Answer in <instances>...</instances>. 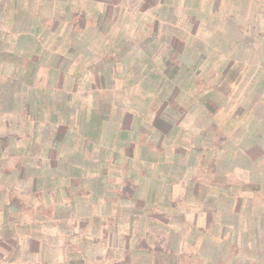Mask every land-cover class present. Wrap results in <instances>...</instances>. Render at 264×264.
<instances>
[{
	"label": "rangeland",
	"instance_id": "374dc122",
	"mask_svg": "<svg viewBox=\"0 0 264 264\" xmlns=\"http://www.w3.org/2000/svg\"><path fill=\"white\" fill-rule=\"evenodd\" d=\"M49 1L50 0H47L46 3H43L44 0H38L40 7L36 10L35 5L32 6L33 13L37 15V12L39 13L42 11V17L48 19L50 13L58 11L61 13L60 16L63 17L64 10L66 11L65 8L70 3L71 14L73 12L79 14L77 20H73V22L68 21L56 25L51 20L47 21L48 29L52 30L50 33L51 41L49 36H47L42 39L41 45L47 48V51L51 53L54 52V50L65 52L71 44L69 34H66V31H68L66 26H68L69 23H76L79 28L78 25L83 22L81 17L86 15L88 26L95 27L99 16L106 12L108 2L116 4L114 6V13L117 8L122 9L121 6L123 7V5L128 7L132 12H138L143 5L142 0H120V2H116V0H71L70 2L68 0H59L58 5L55 4L53 0V8L49 6ZM172 1L176 8L175 15L181 17L180 20L183 19V22H179L172 26L171 29H173V32L170 30V33L172 32L174 37L180 38L179 40L181 43L186 42L187 46V52L185 54L177 55L175 52L172 57L174 66H177L175 72L181 78L178 85L187 92L219 91L221 98L225 101V105L223 106H232L233 112L239 115L237 117V128L240 129L237 131V135L235 137L234 135L227 136V139H231L232 142L229 141V144H222L225 146L224 151H222L215 145V140L217 139V141H219L218 139L220 136L213 130V122L218 121L220 126H225L226 123L229 124L231 120L229 113L222 110L220 112L221 115L213 120L204 118V111L200 109L194 110L185 117H183V113L181 114L179 112L176 116L171 118L174 130L167 136L157 135L155 132L153 133L150 125L147 124L146 121L141 123L144 129L142 132L145 133L143 136L139 135L138 141L142 142L145 140V143L152 146L151 149L157 156L151 157L149 160L150 162H147V156L143 154L142 149L136 147V149L134 148L131 151L133 154L129 153V151L125 152L128 158H119L118 162L114 165H110L115 162L113 159H115L114 154L117 151L115 147H112V151L109 152L107 156L101 152V150L99 151L97 149V154L98 152L102 153H100V158H97L98 156L95 150L96 164H99V167L94 168L96 166L92 165L83 168V170L89 173L86 176L92 177L94 176L92 172H97V174L101 172L104 177L109 176L114 179L118 177L116 180L121 181L124 178L122 177V175L124 176L121 170L122 168H154L153 170L155 172L151 171L149 174L143 172L140 175L136 171L141 182H146L144 195L146 196L149 194L151 188L150 183L152 182L150 178L157 176L156 179L161 180V185H164L163 189H167L169 192L171 201L173 200L174 202L175 199L177 201L174 211L176 216L186 215V218L189 220L186 221L188 227L199 232L193 235L190 233L189 238L194 244L198 245L200 251L204 252L203 259L208 261V264H217L218 261H216V259L220 256L216 257V254L218 253L219 255L220 252H223L220 264H230L242 254L241 252L245 251L246 253L243 255L245 256V261H248V256L253 258L258 251L261 250L259 247L260 244L255 242L256 235L252 233L254 221L253 219H249V215L252 217V212H254L255 215H260L259 213L264 210V180L263 182L261 181L262 191L259 190V192L256 193L250 192L247 189L248 185L252 188L253 172L260 168L263 170L264 160L253 163V161L250 162V160H252V155H245L248 153L245 147L246 142H249V137L252 135V105L260 107L263 112L262 114H264V103L262 100L260 101L264 93L259 97L258 101L256 99V97L259 96L258 93L264 92V51L262 49L264 45V29L262 32L254 29L256 25H259L261 28L264 26V0ZM29 2V0L23 1L22 7L30 9ZM35 3L36 0H33L32 4ZM121 11L122 10L119 11V14H121ZM142 17L143 23L146 19L150 20V22H148V31L153 30L152 26L158 23L157 14L154 10H146ZM107 24H110L109 33L113 36H117L122 30L128 32L126 35L130 34L132 37H134V33H138L137 24H126L124 20L118 23L114 21V15H111ZM161 24L162 26L165 25L163 23ZM78 31L80 30L78 29ZM162 31H164L163 28L161 29V32ZM259 33L261 35V40L256 37ZM77 34V41L80 40L78 44L84 43L82 34ZM93 34L91 38H97V35H95V33ZM158 39L160 41L161 37L159 36ZM26 45L28 49L33 48L30 43ZM91 45L89 50L93 51L98 47L99 43L92 41ZM162 47L163 45L156 47V44L149 47V50L153 52L151 57L152 60H154L152 69L159 75H162L163 72L166 71V67L160 59L161 52H163L161 49ZM15 48L17 50L15 45H11L10 50L14 51ZM190 50H192L193 53H191ZM31 52L33 51H30V53ZM140 56L148 60L147 55L142 54ZM138 66L143 72L140 75L142 84L139 83L140 86L138 84L135 89L139 91L163 89L171 92L170 84L161 85V81L157 83L156 80L152 78L148 79L144 76V73H147L146 71H148L150 67L147 62H143V64L141 63ZM8 70L11 75L14 73L13 68ZM73 71H76V69L73 68ZM151 71L149 73H151ZM43 74L45 73L43 72ZM45 76L48 77V74ZM144 80L149 81L143 84ZM74 86V83H70V81L64 84V87L69 89L74 88ZM122 86L120 82L114 85L116 88ZM83 87H85V83ZM254 97L255 99L253 100ZM184 101L187 106L188 103L191 102V98L187 96ZM151 107L152 105L149 106L148 110ZM243 108H245L247 112L244 111ZM243 111L245 114H242ZM7 117L8 116L0 113V137L5 133H12L13 137L11 140L9 138V141L7 140L6 143L1 142L0 144V151L2 150L0 154V208H3L6 204H11L12 212L8 217L10 221L4 214L0 215V264H42L43 258H41V248L38 249V246L33 245V249L30 251L29 247H27V236L35 238L36 243L40 241L45 244L48 243L50 245V250L53 249L52 246L56 247L59 242L63 248L66 249H64L66 251L65 255L59 258L63 260V262L61 260L59 261L62 262L61 264L75 261L89 262L90 260L100 258V256H98V251L95 249L96 246L89 245H92V242L105 245L106 240L103 235H90L89 237H91L93 241L88 243L89 247L87 246L84 248L83 239L85 236H88V229H83V227H77L75 229L70 228V230L67 233L64 232L65 235H63L60 234L62 232L57 229L56 223L51 218L43 220L48 222L41 221L42 219L40 218H42V216L49 218L52 217L53 214L55 215L58 213L55 209L56 206L50 205L49 207L43 205L38 191L33 192L35 193L34 195L30 193L26 194L25 192H28V188H30L29 182L34 178L36 173H29L28 177L31 178H29L30 180L28 181V179L26 180L23 177L24 174H21L20 170L16 167L21 164L23 161L22 158H25L26 155L25 152L22 154L20 150L23 148L29 150L28 145L29 143L31 144V138L34 140V134H37L38 138L41 139L42 137L40 135L46 132L45 127L40 123L35 124L36 121H31L28 123L30 124L29 128L25 130L26 120H24L23 123L20 122L19 129L15 130L13 125L10 128L8 127ZM263 121L264 119L260 122L263 123ZM261 126L262 125H258V127ZM140 128L141 127H139V131L141 132ZM36 129L37 133L35 132ZM110 129L111 128L105 125L103 129V141L101 142L102 146L109 145L111 147L113 136ZM207 130H209V136H207L208 138L206 139L209 140V142H202L200 144L205 147V149H202V152L198 142L201 140L200 137L202 133ZM27 131L28 134L26 133ZM131 138L137 139L134 138L133 135H131ZM3 146L7 149H4ZM109 146L107 147L109 148ZM157 146H159L158 149ZM208 147L211 148V151L207 150ZM193 149H199L201 152H194ZM240 149H242V151ZM8 155L10 158H6ZM206 158L209 159L206 160ZM141 159L145 160L144 166L140 163ZM216 159H218L219 162H216ZM31 164L28 165V168H30ZM217 164L218 168H222L223 171L228 174L227 180L224 182L228 191L224 192L226 196L228 194L232 196L220 201L218 204L219 216L216 218V223H213V226L208 230L204 209H209V211L215 210L217 204L209 202L207 205H203L201 199L207 194L211 196L210 198H216L217 196L215 195L218 194L213 192L206 193L204 196L203 192H200L199 195H195L189 191V197L185 199V193H188V182L191 179H197V182L203 186L213 184L212 178L209 176L206 177L205 174L208 168H214L213 165L216 166ZM114 168H119L118 173H111ZM203 168L207 169L204 170ZM156 171L160 173L156 174ZM3 172L6 174H3ZM111 174L113 175L111 176ZM142 176L147 177L143 179ZM60 177L61 176L58 177L59 185L62 184V178ZM104 180H106V178H104ZM169 180H172L174 184L170 186ZM257 185L259 186L260 184H255V186ZM174 195L175 197L173 198ZM237 198H246L241 208H239V211L236 209ZM161 207L160 216H164L166 214L164 212L169 211L170 207L169 205ZM81 209L82 206H79L77 211L80 212ZM62 212L67 213L66 210ZM233 212L237 213L236 217ZM170 220L172 219H165L162 221L168 222ZM232 220L238 221L237 232L234 227H232ZM74 222V219L69 221L70 227ZM179 222L180 223L177 225L181 224L180 220ZM50 224L54 228L48 226ZM201 229H203V233ZM225 230L228 231L226 235L223 233ZM249 231L251 232L249 233ZM247 233L250 235L247 238V247L244 250V235ZM9 234L12 235L8 236ZM235 234L237 235L236 238H234ZM260 236L263 237L264 235L260 233ZM160 240H164V237H161ZM165 241L167 243L168 237ZM262 246L264 247V244ZM50 250L44 255L46 256L44 258H49V262H55V253ZM190 255L189 253L186 258H189ZM193 256H196V254L194 253ZM195 259H197V257H194V260ZM197 261H199V259H197Z\"/></svg>",
	"mask_w": 264,
	"mask_h": 264
},
{
	"label": "trees",
	"instance_id": "16d2710c",
	"mask_svg": "<svg viewBox=\"0 0 264 264\" xmlns=\"http://www.w3.org/2000/svg\"><path fill=\"white\" fill-rule=\"evenodd\" d=\"M23 1L25 0H0V22L7 21L11 26L9 30L0 29V61L6 64L11 62L10 64L19 67V70L14 75L5 79L0 77L1 114L8 116L11 120L10 122H14L18 117H25L27 119L25 127L27 128H29L30 124L28 123L31 121H36L35 124L41 123L49 134L51 144H62L68 147L71 143H74L72 139L77 134V146L80 151L79 159L82 162L81 168H87L89 165H95L98 168L99 164H96L97 160L94 151L96 150L97 154V149L101 150L107 156L112 151V147H116L117 151L114 154L115 159H113L115 162L110 165L118 162L120 156L125 154L126 151L132 153V149H136V147L142 149L143 154L147 156V162H150L151 157L157 156L151 149L152 146L145 143V140L142 142L138 141L139 135L143 136L145 133L142 132L144 129L141 123L146 121L153 133L167 136L174 130L171 118L179 112L183 113V117H185L194 110L200 109L204 111V118L213 120L221 115L220 112L222 110L229 113L231 116L229 124L226 123L225 126H220L218 121L213 122V130L220 136L219 141L215 140V145L222 151L225 149L224 144H229V141L232 142L231 139H227V136L234 135L235 137L237 135L236 133L240 129L237 128V117L239 115L233 112V107L230 105L228 107L225 106V110L223 106L225 101L221 98L219 91L187 92L178 85L181 78L175 72L177 66H174L172 57L175 52L177 55L185 54L187 46L186 42L181 43L180 38L174 37L172 33L173 29L171 27L183 22V19L180 20L181 17L175 15L176 8L172 0H142L143 5L138 12H132L122 3V9L117 8L115 13L114 6L116 4L108 2L106 12L99 16L95 27L88 26L86 15L81 17L83 22L81 23L82 25H78L79 28L76 23H69L66 26L68 30L66 34H69L71 44L65 52L54 50L52 53L41 45L42 39L47 36H49L51 41L50 33L52 30L48 29L47 21L51 20L56 25L68 21L73 22V20H77L79 14L74 12L71 14L69 3L65 8L66 11L64 10L63 17L60 16V12L56 11L50 13L48 19H46L42 17V11L37 12V15L32 11V6L34 5L36 10L39 9L38 0H36L35 4H32L33 0H29L30 9L22 7ZM68 1L70 2L71 0ZM118 1L120 2V0H116V2ZM46 2L47 0H44L43 3ZM54 2L58 5L59 0H54ZM52 4L53 0H50L49 6L54 8ZM120 10H122L121 14H119ZM146 10H154L157 14L158 23L152 26L153 30L151 31H148V22L150 20L146 19L143 23L142 15ZM111 15H114V21L118 23L124 20L126 24H137L138 33H134V37H132L130 34L126 35L128 32L122 30L117 36L111 35L109 33L110 24H107ZM160 22L165 25L162 26ZM162 28L164 31L161 32ZM170 30L172 31L171 33ZM160 32L161 34L159 35ZM77 33L82 34L84 42L81 43L82 45L78 44L80 40L77 41ZM93 33L97 35V38H91V35H94ZM159 36L161 37L160 41L158 39ZM9 41L17 47L15 52L12 51L13 53L8 52L7 42ZM92 41L99 43L98 47L93 51L89 50V47L92 46ZM27 43H30L33 48L28 49ZM155 44L156 47L163 45L160 59L165 65L166 71L162 75L152 69L154 60L151 57L153 52L149 50V47ZM262 47L264 51V45ZM30 51L33 52L30 53ZM190 51L193 53L192 50ZM142 54L147 55L148 60L142 58L140 56ZM143 62H147L148 66H150L144 76L148 79L156 80L157 83L161 81V85L170 84L171 92L163 89L153 91L135 89L139 83L142 84L140 75L143 72L138 65L143 64ZM40 68H42L41 76L38 75ZM73 68L76 71H73ZM150 71L151 73H149ZM47 74L48 77L45 76ZM68 81L74 83V88L64 87V84ZM147 81L149 80H144L143 84ZM117 82H120L123 86L120 88L114 87ZM84 83L85 87H83ZM26 88H31V91L23 92ZM258 94L259 96L256 97L257 101L263 95V92ZM187 96L191 98V102L186 106L184 100ZM263 97L260 101L262 100L264 103ZM24 102L26 109L18 107L19 104ZM150 105H152L151 110H148ZM254 107L255 105H252V135L250 137L252 142H246V146H251L252 149L246 148L248 151L246 154L248 156L252 155V161L256 163L264 160V121L263 123L260 122L264 119V114H262L260 107ZM243 110L247 112L245 108ZM244 111L242 114H245ZM105 125L111 128L110 131L113 136L111 147L107 145L109 148L101 144ZM258 125L262 126L258 127ZM16 126L19 127L20 124L17 123ZM139 127H141V132ZM35 132L37 133V129ZM131 135L137 139L131 138ZM34 136L35 140L28 145L32 152L40 144L36 140L38 138L37 134H34ZM207 136H209V130L202 133L198 145L202 142H209L206 139L208 138ZM8 139L0 142L6 143ZM158 148L159 146H157ZM202 149H205L203 145L200 150L202 151ZM200 150L193 149L194 152L199 153L201 152ZM207 150L211 151V148L208 147ZM101 152H98L97 158H100ZM208 159L206 158V160ZM216 160V162H219L218 159ZM89 161H91V164H89ZM144 161V159L140 161L142 166L145 165ZM217 166L218 164L216 166L213 165L214 168H208L205 174L206 177L212 178L213 184L203 186L197 182V179H191L190 184H188L189 190L195 195H199L200 192H203L204 196L206 193L215 192L218 194L215 196L219 197V200L215 198L209 200V202L217 204V206L215 210H211L208 213V230L213 226V223H216V218L219 216L218 204L220 200L232 196L231 194L226 196L224 192L228 191L224 183L228 174ZM203 169L206 170L207 168ZM263 170L260 168L253 172V185L252 188L249 185L247 186L248 191L258 193L259 190H263L261 187V181L263 182L264 180ZM258 183L260 185L255 186ZM245 199L237 198L236 209L238 211ZM233 214H235V217L237 216L236 212H233ZM259 214L255 215L252 212V217L249 215V219L254 221L252 233L256 235L255 242L260 244L261 250L257 254L255 253L256 255L253 258L248 256V261H245L246 259L243 255L246 251L241 252L242 254L230 264H251V261L252 264H264V247L262 246L264 244V236H260V233L264 235V210ZM232 227H234L236 232L238 231L237 220H232ZM223 233L226 235L228 231L225 230ZM249 235L248 233L244 235V250L247 247ZM8 236H11V234ZM236 237L237 235L235 234L234 238ZM34 245L37 246L38 244L34 241ZM222 254L223 252H220L219 255L218 253L216 254V257L220 256L216 259L219 264L222 261Z\"/></svg>",
	"mask_w": 264,
	"mask_h": 264
},
{
	"label": "crops",
	"instance_id": "0c3cea01",
	"mask_svg": "<svg viewBox=\"0 0 264 264\" xmlns=\"http://www.w3.org/2000/svg\"><path fill=\"white\" fill-rule=\"evenodd\" d=\"M9 27L11 26L7 21L0 22V29L9 30ZM254 29L262 32L264 26L261 28L259 25H256ZM259 34L256 37L260 39L261 35ZM7 45L9 53H13L16 50V48L13 52L10 50L11 45H15L11 44L10 41L7 42ZM10 63L6 64L0 61L1 78L5 79L11 76L8 70L10 68L14 69L12 75L19 70V67ZM41 71L42 68H40L39 76L42 75ZM29 91H31V88H26L23 92ZM18 107L26 109L25 102L19 104ZM23 120L27 121L25 117H18L14 122H10L11 120L8 118L7 125L9 128L13 125L15 130H17L19 129L16 126L17 123L21 124ZM25 130H27V127H25ZM45 131L44 134L40 135L44 139L37 138L40 144L34 152L29 148V150H25V148L20 150L22 154L25 152L26 155L25 158H22L21 164L16 165V168L20 170L21 174H24L23 177L26 180L28 179V181L31 178L28 177V174L36 173L34 178L29 182V191L25 193L34 195L35 193L33 192L38 191L43 205L49 207L50 205L56 206L55 209L58 213L53 214L49 218L42 216L40 219H42V222H48L43 220L51 218L56 223L57 229L62 232L60 234L65 235L64 232L67 233L70 228L83 227V229H88V236H85L83 239L84 248L88 246L90 241H93L89 237L90 235H103L106 240L105 245H99L94 242H92V245H89L96 246L95 249L98 251L100 258L90 260L89 262L75 261L66 264H208V261L203 259L204 252L200 251L198 245L194 244L189 238L190 233L193 235L199 232L188 227L186 215L176 216L174 211L177 201L176 199L174 202L173 200L171 201L169 192L167 189H163L164 185H161V180L156 179L157 176L150 178L152 181L150 183L151 192L149 191L148 195H144L146 182H141L137 172L140 175L143 172L149 174V172L154 171V168H122L124 176L121 175L124 178L121 181L116 180L118 177L115 179L109 176L104 177L101 172H98V174L97 172H95L96 174L92 172L94 174L92 177L86 176L89 173L81 168L82 162L79 159L80 151L77 146L78 137H76L78 135L75 134L76 136L73 137L74 143L65 147L62 144H51L49 134L47 130ZM26 133L28 134V131ZM33 137L35 138L34 135ZM8 138L10 140L13 138L12 133H5L0 137V141H5ZM249 139V143L252 142V138L249 137ZM31 141H33L32 138ZM245 147L252 149L251 146ZM3 148L7 149L5 146ZM115 149L117 148L115 147ZM240 150L242 151V149ZM125 154H122L120 158H128ZM245 155L247 156V154ZM6 158H10V156L8 155ZM30 164L31 166L28 168ZM89 164H91V161H89ZM118 170L119 168H114L111 173H118ZM157 173L158 171H156ZM3 174L6 173L3 172ZM59 176L62 178L61 185L58 184ZM145 177L142 176L143 179ZM169 183L170 186L174 184L172 180H169ZM188 184H190V181ZM189 191L191 192L188 188V193H185V199L189 197ZM210 197L208 194L203 197L201 199L202 204L207 205L211 199ZM215 199L219 200V197ZM168 205L170 210L164 212L166 213L164 216H160L161 206ZM79 206H82L80 212L77 211ZM64 210L67 213L62 212ZM11 212V204H6L3 208H0V215L4 214L7 218L11 215ZM209 212V209H204L207 224ZM73 219L75 222L70 227L69 221ZM165 219L172 220L168 222L162 221ZM179 220L181 224L177 225L180 223ZM48 226L53 227L51 224ZM201 232H204L203 229H201ZM27 237V247L32 251L34 241L36 242V240L31 236ZM161 237H164V240H160ZM167 237L168 241L166 243ZM37 244L38 249L41 248V258L44 260H42V264H61L63 262L59 258L65 255L66 249L59 242L56 247L52 246L53 249L51 250L48 243L45 244L40 241ZM49 250L55 253V262H49V258H44L46 257L44 255ZM189 253L191 255L189 258H186ZM194 253L196 256H193ZM194 257H197L199 261L197 259L195 261ZM60 260L62 262H59Z\"/></svg>",
	"mask_w": 264,
	"mask_h": 264
}]
</instances>
